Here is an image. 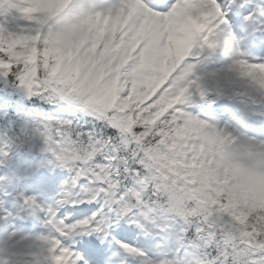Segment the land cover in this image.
<instances>
[{
	"label": "snow or ice",
	"instance_id": "obj_1",
	"mask_svg": "<svg viewBox=\"0 0 264 264\" xmlns=\"http://www.w3.org/2000/svg\"><path fill=\"white\" fill-rule=\"evenodd\" d=\"M0 264H264V0H0Z\"/></svg>",
	"mask_w": 264,
	"mask_h": 264
}]
</instances>
